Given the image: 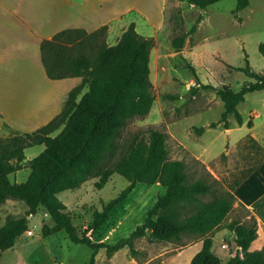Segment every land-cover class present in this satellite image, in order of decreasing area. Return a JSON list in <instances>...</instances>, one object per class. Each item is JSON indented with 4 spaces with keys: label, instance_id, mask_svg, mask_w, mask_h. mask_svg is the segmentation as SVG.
Wrapping results in <instances>:
<instances>
[{
    "label": "rangeland",
    "instance_id": "obj_1",
    "mask_svg": "<svg viewBox=\"0 0 264 264\" xmlns=\"http://www.w3.org/2000/svg\"><path fill=\"white\" fill-rule=\"evenodd\" d=\"M110 1L112 13L116 10L117 18L108 25L106 40L109 44L117 43L132 22L139 33L154 39L150 79L155 96L151 111L135 116L125 126L112 161L127 151L136 134L147 135L149 127H156L167 134L170 159L185 162L188 182L202 180L211 184L212 192L205 195L204 200L231 199L236 183L264 159V147L246 136L252 132L248 125L252 111L264 109V90L248 93L247 99L239 104L243 124H239L234 116L230 117L231 130L223 124L217 127L210 124L219 121L224 111L217 88L230 86L240 90L245 82L252 81L238 69L245 67L246 56L254 70L264 72V56L259 51L260 43H264V0H250V4L238 13L241 19L233 13L236 0H219L205 10L187 0ZM200 16L197 30L186 38L183 47L175 48L173 39L188 32ZM262 120L264 114L258 124ZM1 122L2 119L0 136L3 137L37 129L25 130ZM201 127L205 128L204 132L199 131ZM45 147L44 144L28 147L24 163L28 164ZM30 172L31 169L25 167L10 174V179L24 182ZM98 180L99 177H92L80 187L59 194L81 232L88 229L94 211L102 209L103 203L118 196L129 184L117 173L102 187L97 186ZM165 190L160 183L138 182L95 233L94 240L115 244L128 237L145 222L148 210ZM26 209L27 204L22 200H6L0 205V225L9 214L23 215ZM253 219L250 209L235 197L226 219L210 233L213 251L221 257L222 264L237 249L235 234L228 224L235 220L249 223ZM44 224L53 225L54 222L48 211L40 207L37 214L29 218L28 230L17 238L15 245L0 250V264H87L91 260L95 253L92 247L72 242L65 230L44 236ZM198 242L203 243V237L194 233H183L174 241H157L143 236L134 240V250L124 247L111 256L105 249L99 250L96 263L189 264ZM223 243L228 247H222Z\"/></svg>",
    "mask_w": 264,
    "mask_h": 264
},
{
    "label": "trees",
    "instance_id": "obj_2",
    "mask_svg": "<svg viewBox=\"0 0 264 264\" xmlns=\"http://www.w3.org/2000/svg\"><path fill=\"white\" fill-rule=\"evenodd\" d=\"M187 1L199 9H206L219 0ZM249 4L250 0H236L233 13L241 19L238 13ZM201 19L202 16L188 32L173 39L175 48L183 47ZM108 28L107 24L93 31L66 28L41 43L42 62L48 77H80L81 83L70 90L62 111L47 124L32 132L17 131L10 136H0V205L8 199L27 204L23 215L9 214L0 225V250L12 248L17 238L28 230L29 218L44 207L54 224H44L43 235L65 230L72 242L92 247L95 253L87 264H97L96 254L101 249L111 256L124 247L134 250V240L139 237L174 241L183 233L203 237L201 249L189 264H222L221 257L213 251L210 233L231 211L234 194L231 199L204 200V196L212 192L211 184L202 180L188 182L185 162L170 159L167 134L156 127H149L147 135L136 134L127 151L112 161L119 147L118 139L128 122L135 116L148 114L153 107L155 96L150 60L154 39L139 33L132 22L117 43L109 44L106 40ZM259 51L264 56V43H260ZM188 67L195 71L191 64ZM238 69L252 81L245 82L240 90L230 86L217 88L224 111L219 121L210 124L211 127L223 124L230 128L231 116L242 124L244 118L239 104L245 101L248 93L264 89V72L254 70L248 56L245 67ZM248 125L253 126L252 118ZM198 129L205 131L204 127ZM250 139L258 144L252 136ZM38 144H44L45 150L25 164L26 149ZM25 167L31 169L27 180L12 182L10 174ZM116 173L129 181L128 186L118 196L103 203L102 209L94 211L87 230L79 231L59 194L76 189L96 176L99 177L97 186L102 187ZM138 182L160 183L166 188L148 210L145 222L115 244L94 240L95 233ZM228 228L235 234L237 249L225 264H264V248L250 250L258 236L257 218L249 223L232 221Z\"/></svg>",
    "mask_w": 264,
    "mask_h": 264
},
{
    "label": "crops",
    "instance_id": "obj_3",
    "mask_svg": "<svg viewBox=\"0 0 264 264\" xmlns=\"http://www.w3.org/2000/svg\"><path fill=\"white\" fill-rule=\"evenodd\" d=\"M116 18L110 0H0L1 123L25 130L47 124L62 111L70 90L81 83L80 77H48L41 56L44 39L66 28L93 31ZM252 114V132L246 136L264 147V120L258 124L264 109ZM233 194L258 220V236L250 250L264 248V159ZM196 244L199 251L203 243Z\"/></svg>",
    "mask_w": 264,
    "mask_h": 264
},
{
    "label": "built area",
    "instance_id": "obj_4",
    "mask_svg": "<svg viewBox=\"0 0 264 264\" xmlns=\"http://www.w3.org/2000/svg\"><path fill=\"white\" fill-rule=\"evenodd\" d=\"M29 233H32L31 231H29ZM222 247H224V248H227L228 247V245L226 244V243H223L222 244Z\"/></svg>",
    "mask_w": 264,
    "mask_h": 264
},
{
    "label": "water",
    "instance_id": "obj_5",
    "mask_svg": "<svg viewBox=\"0 0 264 264\" xmlns=\"http://www.w3.org/2000/svg\"><path fill=\"white\" fill-rule=\"evenodd\" d=\"M201 10H205L204 8H201Z\"/></svg>",
    "mask_w": 264,
    "mask_h": 264
}]
</instances>
